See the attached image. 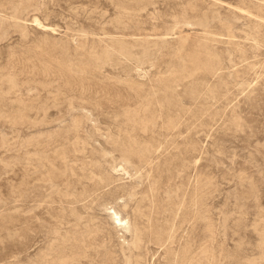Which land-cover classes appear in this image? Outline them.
Here are the masks:
<instances>
[{"label":"rangeland","instance_id":"1","mask_svg":"<svg viewBox=\"0 0 264 264\" xmlns=\"http://www.w3.org/2000/svg\"><path fill=\"white\" fill-rule=\"evenodd\" d=\"M0 264H264V0H0Z\"/></svg>","mask_w":264,"mask_h":264},{"label":"bare ground","instance_id":"2","mask_svg":"<svg viewBox=\"0 0 264 264\" xmlns=\"http://www.w3.org/2000/svg\"><path fill=\"white\" fill-rule=\"evenodd\" d=\"M32 22L37 26V27H39L40 29H42V30H44V31H53V28L52 27H50V26H45V25H43V24H41L38 20H36V19H34V20H32ZM111 219L113 220V222L116 224V225H118V226H122V224H124V220L123 219H121L120 217H119V215L117 214V213H115V212H113L112 213V215H111Z\"/></svg>","mask_w":264,"mask_h":264}]
</instances>
